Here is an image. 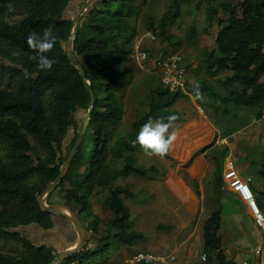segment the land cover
Here are the masks:
<instances>
[{
	"label": "trees",
	"instance_id": "trees-1",
	"mask_svg": "<svg viewBox=\"0 0 264 264\" xmlns=\"http://www.w3.org/2000/svg\"><path fill=\"white\" fill-rule=\"evenodd\" d=\"M188 1L171 0L158 22L159 36L174 50L181 49L186 42L193 43L196 37L195 25H191L185 41L169 33ZM201 1L208 5L209 27L219 30L216 48H208L203 54L208 78L195 82L201 85L204 98L218 102L225 115L231 111V104L249 108L264 100V0H242L235 4L224 0ZM83 3L84 0H0V142L9 148L8 161L0 155V241L16 242L21 247L19 254L0 253V264H52L58 254L53 247L35 244L25 237L23 229L33 225L46 230L54 227V212L42 210L38 199L59 177L90 109V91L65 48L74 30V13ZM142 7L139 0H96L87 6L88 12L80 19L74 49L91 82L96 104L87 133L53 193L63 186L66 202L78 217L87 214L91 229L98 233L105 226L107 233L101 251L79 252L67 257L63 264L77 261L88 264L101 253L107 254L105 249L114 237L115 227L123 229L118 234L121 242L134 243L145 238L131 232V211L121 197L134 198L136 193L129 185L116 186L115 182L121 176L147 179L159 172L156 166L139 164L136 152L140 147L132 144L143 124L172 114L179 117L177 121H184L174 106L188 96L162 84L152 90L148 109L135 119L131 130L117 131L124 117L120 92L125 84L129 53L138 35L136 21L143 14ZM220 10L228 15L226 19L219 16ZM12 14H22V18L14 23L5 21ZM49 27L58 38L48 53L56 64L51 71H40L31 59L36 53L28 47L27 36L33 31L42 36ZM25 69L31 73L27 79ZM221 72H227L224 78L219 77ZM210 79L216 80L222 90L216 89ZM187 89L192 93V84ZM199 103L203 108L207 105L205 99ZM78 112L83 114L81 124L77 121ZM214 145L215 142L202 152ZM120 160L124 161L122 170L115 168ZM260 174L264 178V160ZM105 192L108 193L105 206L116 214L108 221L94 212L93 203L94 197ZM217 204L205 225L207 245L214 250L221 243L217 230L222 206L220 201ZM219 258L226 260L222 254Z\"/></svg>",
	"mask_w": 264,
	"mask_h": 264
},
{
	"label": "crops",
	"instance_id": "crops-1",
	"mask_svg": "<svg viewBox=\"0 0 264 264\" xmlns=\"http://www.w3.org/2000/svg\"><path fill=\"white\" fill-rule=\"evenodd\" d=\"M141 17L143 18L142 15ZM138 20L139 22L136 23V26H138V35H140L142 32L139 29V25L142 19L139 17ZM218 32L219 30L217 29L211 32V42L207 45H204L203 50L198 55V58H200L195 60V63L192 64L190 56H186L185 63L188 67L187 87L188 85L199 81V73L201 69L200 62L204 61L205 59V55L203 54L208 48L211 50L216 48ZM160 38L161 39L159 41L161 45H163V48H172L169 46V42L167 40H162V37ZM196 38L197 36L195 39ZM149 46L152 47L153 44L151 43ZM157 51H159V49H157ZM130 59H132V56L129 53L128 63H130ZM150 64H152V61ZM151 70L152 69H149L148 71L151 72ZM151 73L157 74V80L162 85L158 72L154 71ZM222 73L223 72L219 74V77L222 75ZM206 78L207 74H205V79ZM184 93L188 97L185 99L182 98L180 100L191 101L190 92L188 89H186ZM246 109L248 112V117L244 122L247 123L246 128H249L243 133V136L239 137V141L240 139H245L244 141H248V145H252L253 147L259 145L256 144L257 142L255 137L259 136L264 130V100H261L257 104ZM192 121H197L198 124L201 123L200 126L203 127L199 131L198 128H196L195 133L198 132L199 134H203V131L206 129V121L202 120L201 118L196 119L191 117L190 121L187 122L189 124ZM178 122L180 121H176L175 124ZM206 123L211 126L214 135L213 138H215V145L212 148L206 152H202V150H200L199 152H196V154L192 155L194 150L188 151L186 148H184V146L175 147L173 149L175 155L173 156L172 152H170L169 158H171V156L179 160L183 156L185 158L179 161L177 165H171L169 168H167L166 176L168 177V175H171L172 180H168L166 177L159 181L160 183L157 190L153 192L154 200L152 202H148V199H139L140 197L138 196L141 194H139V192L138 194L135 192L136 197H129L132 201H137L138 204H134H136L140 210V212L137 213L138 217L136 219L134 211L132 214L131 208L129 207L131 211L130 221L132 222L131 232L142 234L145 236V238L134 243L121 242L118 238V234L123 232V229L121 227H115L113 233L114 237L110 240V245L107 247V249H105L108 250V253H99L100 255H98L96 259L92 260L88 264H122L137 250L176 254L178 264H229V261H232L234 264H244V260L247 258L246 256L248 253V246L250 245L249 242L252 241L251 234L255 233L256 235L257 232L256 244L258 242L264 243V239L261 238V235L258 232V228L255 225L250 209L238 198L236 193L230 191L228 187H226V189L229 191V196L226 201L229 203V210L228 212L226 211V214L224 212V202L226 199H224V195L226 194V191L224 192L226 186L224 181V172L226 170L227 161L230 157H233L237 160L236 155L239 154V141H235L226 146L216 145L218 140H221L222 138H229L230 136L234 135V131H232L231 135H222L221 128L217 126V123L212 122L210 118ZM179 128L182 127L176 126V129ZM190 135L191 133L186 137H189ZM182 136L183 135L179 137ZM217 149H219V151H227V153L223 155L225 158L223 160L222 167L220 165V157ZM200 153H204V155L201 157V161L203 162H201V164H195V161L193 160ZM189 158L190 161L188 164L182 163V161H186ZM190 164L195 165H192L190 168L188 167ZM195 170L200 172L195 174ZM239 171L244 177H251L244 174L241 169H239ZM260 171L261 169L259 172ZM219 177L222 179L221 186L219 185ZM253 188L255 189L254 186ZM107 197L108 193L105 192L97 195L93 199L94 210L104 221L116 217L115 212L105 206L104 202ZM121 197L128 205L129 203L125 201V195H122ZM219 201L222 206V215L221 224L217 230V235L221 243L219 248L214 250L207 245L205 239V225L212 217L213 211L218 206L217 203ZM259 202L264 209V201L259 199ZM132 204L133 203H131V207ZM54 218L55 220L53 228L46 230L37 225H33L24 228L23 235L28 239H31L35 244L51 246L57 252L63 249L74 248V246H76L77 242L79 241V236L77 235L75 228L71 222H69L64 217L56 216L54 214ZM246 220H249L250 226L249 224H245ZM148 225L153 226V228L148 227ZM87 231L89 232V240L86 244L85 250L91 249L94 251H101L105 243L103 237L107 233L106 227H102L98 233L95 232V230L89 228ZM34 232H36V234H34ZM37 235L41 237V241H37L36 238H32L36 237ZM225 236H231L232 238L229 237L226 239ZM239 244H244L246 246L247 253L240 251ZM204 253L208 254L207 261L202 260V255ZM219 254L224 255L226 260L221 261ZM247 260L250 261L249 264H258L255 260L251 261L249 258H247ZM72 264H78V261Z\"/></svg>",
	"mask_w": 264,
	"mask_h": 264
},
{
	"label": "rangeland",
	"instance_id": "rangeland-1",
	"mask_svg": "<svg viewBox=\"0 0 264 264\" xmlns=\"http://www.w3.org/2000/svg\"><path fill=\"white\" fill-rule=\"evenodd\" d=\"M171 0H139V3L143 6V18L140 17L141 23L139 25V29L142 33L148 31V30H159L158 22L161 16L165 13V11L169 8V3ZM229 3L235 4L238 2H241L242 0H224ZM89 6V5H87ZM207 4L201 0H189L188 2L183 4V14L179 18L178 23L170 28L169 33L174 36L175 39H186V36L189 35V30L191 25H195L197 27L198 33H196L197 38L193 43H185L184 46L181 49H177V51H180L185 59L186 56H190L192 60V64L195 63V60L199 59L198 55L203 50L204 45H207L211 42V32L214 29V27H209V22L207 20ZM88 12V8H86L83 13ZM76 14V13H74ZM73 14V15H74ZM72 16V15H71ZM82 16V15H81ZM219 16L223 19L227 18V14L220 10ZM20 18H22V14H12L7 16L5 21L14 23L17 22ZM81 18V17H80ZM139 22L137 19L136 23ZM138 27V26H137ZM219 27V26H218ZM210 28V29H209ZM141 33V34H142ZM161 38L159 37V40ZM164 40V39H162ZM154 46V48H153ZM151 48H149V53L153 58L162 56L167 54L169 51H173L172 48H163V45H161L160 41H157L153 44ZM159 51H157V49ZM157 54V55H156ZM197 56V57H196ZM148 65L146 68H143L139 66L137 63L134 62V60L130 59V63H128V68L126 69V76L124 78V86L122 91L120 92V100L121 104L124 108V117L120 123V125L117 128L118 132H127L131 130L132 123L137 119L139 116H141L142 113H144L148 109V102L151 98V92L153 89L159 87L161 83L157 80V74L151 73L154 71H157L155 69H152L151 72L147 70ZM200 73H199V80L205 79V65L204 61L200 62ZM158 72V71H157ZM227 72H223L220 78H224L225 74ZM202 75V76H201ZM208 78V76H207ZM206 78V79H207ZM210 83L215 86L216 89L222 90L220 86L217 85L216 80L210 79ZM162 86V85H161ZM206 106L203 108L199 101H196L195 103L192 102V100H180L175 105L176 108L182 113L184 121H180L176 123V126H181L182 128L177 129L178 130V138L175 142V147H181L184 146L188 151L194 150V154L196 152H199L200 150L207 148L211 146L214 143L213 138V131L211 129V126L206 123L207 120L210 118L212 122L217 123L221 128L222 135H231L232 131H234V135L227 138L228 143L225 145L218 144L216 142V145L218 146H226L229 145L235 141H239V137L243 136L244 132L249 128L247 127V123L244 122L246 118L248 117L247 109L244 107H239L237 105L231 104L229 106L230 112L229 114L225 115L222 113V106L217 102H214L208 97V101L206 100ZM174 106V107H175ZM207 112V113H206ZM209 118H208V115ZM77 121L79 124L82 123L83 114L82 112H78L76 114ZM201 118L202 120L206 121V129L203 131V134L195 133V129L198 128V131L203 127L198 124L197 121H192L188 124L187 121H190V119ZM264 122V121H263ZM187 124V125H186ZM186 125V126H185ZM249 125V124H248ZM184 126V127H183ZM71 132L74 133V128H71ZM193 132V133H192ZM191 135L189 137L188 134ZM183 135L182 137H179ZM256 146L248 145V141H244L245 139H240L238 142V152L239 154L236 155V166L243 171L244 174L251 176L253 178V186L255 187V192L259 199L264 201V178L262 174H260L259 170L261 169L262 162L264 160V130L259 135L256 136ZM173 148V149H174ZM173 156L175 155L174 150L171 151ZM217 152L220 157V165L222 167V163L227 153V151L222 150L219 151L217 149ZM0 155L4 156V159L8 161L9 159V148L8 145L4 142H0ZM136 155L138 157V161L140 165H144L147 167L150 166H156L159 169V172L154 174L152 178H140L135 175H131L129 177L121 176L117 179L115 182V185L120 186H128L130 187V190L133 192H139V199L146 200L148 199V202H152L154 200L153 198V192H155L158 188L159 181L166 178L167 168H169L171 165H177L179 161L183 160L185 157L183 156L180 160L174 158L171 156V158H164L160 159L158 157H148L144 154L143 150L139 148L136 152ZM204 155V153L198 154L193 161H195V164H201V157ZM190 161V158L186 161H182L184 164H188ZM194 163V162H193ZM203 164V163H202ZM193 164H190L188 167H192ZM186 166V165H185ZM124 167V161L120 160L116 163L115 168H118L122 170ZM200 171L195 170L194 173H198ZM168 180H172V176L168 175ZM65 187H68L65 185ZM224 190V189H223ZM226 191V192H225ZM146 192V194H145ZM224 192L226 193L224 195L225 204H224V212L226 214V211L229 210V203L227 200L229 196V191L226 189ZM64 190L63 186H59L55 192H52V195L48 197L50 202L55 203H67L66 199L64 197ZM226 196V197H225ZM47 200V203H49ZM125 201L129 203L127 206L131 208L132 214L134 211V215L137 219V213L140 212L139 207L134 204L137 203V201H132L129 197L125 196ZM131 203L132 207H131ZM138 204V203H137ZM8 206H4L7 210H10L7 208ZM94 212H96L94 210ZM81 222L85 225V227L88 229H91L90 226V216H88L85 213H82L80 215ZM108 221V220H107ZM245 224L250 226L249 220L245 221ZM148 227H152L148 225ZM251 228V227H250ZM249 228V229H250ZM252 233V232H251ZM36 234V232H34ZM231 236H225L226 239H228ZM239 237V236H238ZM237 237V238H238ZM36 238L37 241H41L40 236L32 237ZM232 238V237H231ZM251 240L249 242L248 246V253L246 252L247 248L244 244H239L240 251L247 253V258H249L251 261H256V258L252 255L251 249L256 245L257 242V232L256 235L251 234ZM115 243V241H114ZM20 245L16 242L12 241H0V253L5 255L10 254H19L21 249ZM250 262V261H249Z\"/></svg>",
	"mask_w": 264,
	"mask_h": 264
},
{
	"label": "built area",
	"instance_id": "built-area-1",
	"mask_svg": "<svg viewBox=\"0 0 264 264\" xmlns=\"http://www.w3.org/2000/svg\"><path fill=\"white\" fill-rule=\"evenodd\" d=\"M159 41V30H148L138 35L131 48L132 59L147 70L155 69L161 78L162 84L171 91H185L187 89L188 67L184 55L177 50L153 58L149 53V44ZM152 61V64L150 62ZM153 65V68H152ZM167 81V82H166ZM219 144L228 143L227 138L218 140ZM195 165V164H193ZM224 181L230 191L236 193L238 198L248 206L253 216L258 232L264 239V209L259 203L258 196L252 186V177H244L236 166V160L230 157L224 172ZM258 264H264V243L258 242L251 250ZM202 260H208V254L202 255ZM122 264H178L177 255L173 253H156L153 251L137 250ZM244 264H249L247 258Z\"/></svg>",
	"mask_w": 264,
	"mask_h": 264
},
{
	"label": "clouds",
	"instance_id": "clouds-1",
	"mask_svg": "<svg viewBox=\"0 0 264 264\" xmlns=\"http://www.w3.org/2000/svg\"><path fill=\"white\" fill-rule=\"evenodd\" d=\"M57 42L58 38L52 34L51 27L44 29L42 36L35 31L28 34L27 45L36 53L31 59L36 61L40 71H51L56 64V60L50 58L48 53L52 52ZM10 66L16 67V65ZM30 76L31 73L25 69L24 77L27 79ZM192 89V93H190L192 102L204 101L201 85L193 83ZM178 119L179 117L175 114L166 118L149 119L136 134L132 141L133 146L139 145L148 157L166 158L173 150L178 138V130L175 124Z\"/></svg>",
	"mask_w": 264,
	"mask_h": 264
},
{
	"label": "water",
	"instance_id": "water-1",
	"mask_svg": "<svg viewBox=\"0 0 264 264\" xmlns=\"http://www.w3.org/2000/svg\"><path fill=\"white\" fill-rule=\"evenodd\" d=\"M95 1L96 0H84V3L81 5V7L78 9L76 14L74 15V17H73L74 22H75L74 30H73V33H72L69 41L67 42V44L65 46L66 52L77 63V66L80 70L81 76H82L85 84L87 85V87L90 91V94H91L90 109L87 112V114L84 116L83 123L81 126V130H80L79 136H78V141H77L76 145L74 146L73 150L71 151L70 155L68 156L67 160L64 162V164L61 168V173H60L59 177L56 180L52 181L47 186V188L39 196V199H38L39 205H40L42 210L53 211L56 216H61V217L66 218L69 222H71V224L75 228L77 235L79 236V241L77 242L76 246H74V248H71V249H63V250L59 251L55 261L52 264H63L67 257L84 251L86 244L89 240V232L87 231V228L81 222L80 218L78 217V214L74 211V209L69 204H67V203L48 204L47 200H48V197L52 194L53 190L61 183V180L66 176V174L70 168L71 162H72L73 158L75 157L85 134L87 133V130H88V127L90 124V120H91V116H92V113H93V110H94V107L96 104V97H95V93L91 87V82L88 80L86 72L84 70V66L82 64V61L77 57V55L75 53V49H74L75 36L77 35L79 28L81 26V20H80L81 18L80 17L83 14V11L87 8V5H90V4L94 3ZM54 220H55V218H54Z\"/></svg>",
	"mask_w": 264,
	"mask_h": 264
}]
</instances>
